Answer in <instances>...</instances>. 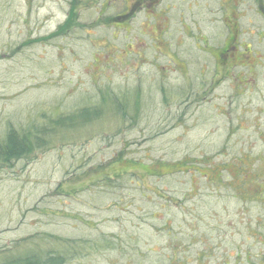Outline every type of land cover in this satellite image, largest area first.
I'll return each instance as SVG.
<instances>
[{"label":"rangeland","instance_id":"374dc122","mask_svg":"<svg viewBox=\"0 0 264 264\" xmlns=\"http://www.w3.org/2000/svg\"><path fill=\"white\" fill-rule=\"evenodd\" d=\"M72 11L80 23L59 32ZM208 73L248 83L203 95ZM110 87L142 102L136 125L110 108L50 138L42 113L100 104ZM31 120L46 146L0 165V249L116 238L68 264H264V0H0V135Z\"/></svg>","mask_w":264,"mask_h":264},{"label":"trees","instance_id":"16d2710c","mask_svg":"<svg viewBox=\"0 0 264 264\" xmlns=\"http://www.w3.org/2000/svg\"><path fill=\"white\" fill-rule=\"evenodd\" d=\"M74 11L70 12L67 20L62 24L59 25L58 31L64 32L66 29H68L69 25L71 24H79L80 20L79 18H73ZM117 18V17H116ZM112 20V19H111ZM111 20H105L106 22H110ZM98 21L102 22V19H99ZM97 21V22H98ZM65 33V32H64ZM229 48V47H228ZM225 50V49H224ZM250 78V77H249ZM252 78V77H251ZM238 78H233L232 83H236ZM247 84V81L244 82ZM246 84L236 83V87L238 89L240 88H246ZM232 85V84H231ZM233 86V85H232ZM121 90V91H120ZM190 88H186L185 86L179 87V88H173L172 86H162L161 92L164 93V95H168L170 97H177V99L187 100L189 97L198 98L200 97V93L195 91H189ZM206 94L208 90H205ZM102 94L97 97L96 102H100V104H93V105H85L83 109H78L75 113H62L59 116H57V113L55 111H51L49 113V116L47 114L42 113V122L44 123L42 126H50L49 136L52 139L53 135L56 134L55 130H58L60 128L62 129H68L70 127H86L89 126L93 122V119H97L99 117V114L111 108L114 112L118 113L119 118H117L116 122L119 126H124L125 123H128L129 125H132L134 122V125L137 123V119H139L140 115L139 112L143 109L142 102H130L129 97L130 94H125L123 92V89L116 90L114 87H110L109 90L101 91ZM123 92V93H122ZM245 92V91H244ZM202 94V93H201ZM129 95V96H128ZM200 95V96H199ZM204 95V94H203ZM239 95H242V93H239ZM233 97V96H232ZM167 102V101H166ZM133 110V114L130 115L129 111ZM139 115V116H138ZM57 116V117H56ZM137 116V117H134ZM134 117V118H133ZM34 122V123H33ZM35 120H31V123L33 124L29 128H15L13 126H9L7 129V132L4 135H0V165H7V167H13L16 161L24 160L28 158L36 149H40V147L46 146L44 144V140L40 138V135L43 134L42 131L39 130V127L35 124ZM38 124V122H37ZM84 129V128H83ZM223 151V150H221ZM208 158V156H205ZM214 158V157H212ZM209 158V159H212ZM248 159V158H243ZM205 160V159H203ZM250 161H253V159H249ZM214 160L212 159L211 162ZM183 166L188 167V171H191L193 173H197L195 168L196 159L188 160ZM212 167H215L216 165H212ZM254 166V164H253ZM192 167V168H191ZM225 165H217L215 168H212L213 171L218 172L219 174H222L224 171L228 170V167L226 169ZM193 169V170H192ZM239 168L236 167L235 171H230L234 176L233 180L236 179L238 174ZM254 172L253 174L257 175L258 173H255L256 171L253 169L252 166L248 165V172L249 175ZM152 174V173H149ZM261 173H259L260 175ZM252 175V174H251ZM208 176L211 177V179H215L216 181H220L222 176L215 175L214 177L212 175L205 176L204 179H206ZM209 177V178H210ZM112 179L106 178V182L111 183ZM212 182V181H211ZM113 184L114 188H119V181H115L111 183ZM239 190L240 197H244L245 199H251L252 195H246L245 189ZM235 189V190H236ZM249 193V192H248ZM250 194V193H249ZM261 200L260 198H258ZM170 203L173 205H178V203L174 204L173 200H168L167 204ZM33 246V247H31ZM107 248H113L117 249L116 244V238H107V239H70V238H64L61 236H52L48 235L45 237L41 236H31L25 239H21L17 241L13 247H5L4 249H0V264H68L72 261H77L81 254H83V251L88 250L87 253H91L92 251H100V249H107ZM83 256V255H82ZM241 257L238 255V259ZM245 262L250 263V259L246 258Z\"/></svg>","mask_w":264,"mask_h":264},{"label":"flooded vegetation","instance_id":"af4514ba","mask_svg":"<svg viewBox=\"0 0 264 264\" xmlns=\"http://www.w3.org/2000/svg\"><path fill=\"white\" fill-rule=\"evenodd\" d=\"M228 49L226 48L225 49V51H227ZM249 54H252V52L250 51L249 52ZM244 56V54H241L240 56ZM231 58V57H230ZM239 60H240V58H239ZM238 60H231L230 61V64H232V65H236V62H237ZM220 77H223V78H220ZM235 77V75L233 74V73H208V75H205V76H202L201 78H202V82H205L206 81V83L208 84V83H210V87L209 88H206V90H208V89H212V87L214 86V84H218V83H225V82H227V81H229V82H233V78ZM236 77L238 78V80H237V82L236 83H238V81H239V83H240V85L241 84H244V82H246L247 81V83H248V77L247 78H245V75L243 74L242 76L240 75V74H236ZM219 79H221V80H219ZM202 94H206V91H205V93L203 92Z\"/></svg>","mask_w":264,"mask_h":264}]
</instances>
